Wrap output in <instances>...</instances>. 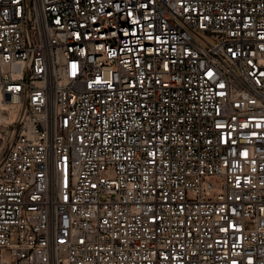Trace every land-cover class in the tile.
<instances>
[{
	"label": "built area",
	"instance_id": "built-area-1",
	"mask_svg": "<svg viewBox=\"0 0 264 264\" xmlns=\"http://www.w3.org/2000/svg\"><path fill=\"white\" fill-rule=\"evenodd\" d=\"M2 96L0 264H264V0H0Z\"/></svg>",
	"mask_w": 264,
	"mask_h": 264
},
{
	"label": "rangeland",
	"instance_id": "rangeland-1",
	"mask_svg": "<svg viewBox=\"0 0 264 264\" xmlns=\"http://www.w3.org/2000/svg\"><path fill=\"white\" fill-rule=\"evenodd\" d=\"M6 103H8V100L6 101ZM10 105L8 104V107ZM15 110L14 112H12V110H9V113H6L4 118H0V123H4L7 124L6 128L4 129L3 132L0 133V135L3 136V140L6 138V136L11 133V130L14 128V125L16 124V121L18 120L19 117V113L16 114ZM2 142V140H0V143ZM205 180L210 184L212 191L209 192L207 198H212L213 194L218 192V189L220 187V182L219 180L216 179V177L214 175H206ZM188 196L191 197V195L188 194Z\"/></svg>",
	"mask_w": 264,
	"mask_h": 264
},
{
	"label": "bare ground",
	"instance_id": "bare-ground-1",
	"mask_svg": "<svg viewBox=\"0 0 264 264\" xmlns=\"http://www.w3.org/2000/svg\"><path fill=\"white\" fill-rule=\"evenodd\" d=\"M6 101L7 99L5 98V96H2L0 98V118L1 119L5 117L6 113L10 114L9 110H12V112H14L17 109V107H13L12 105L8 107V103H6Z\"/></svg>",
	"mask_w": 264,
	"mask_h": 264
}]
</instances>
